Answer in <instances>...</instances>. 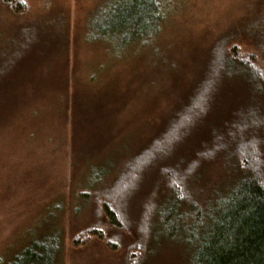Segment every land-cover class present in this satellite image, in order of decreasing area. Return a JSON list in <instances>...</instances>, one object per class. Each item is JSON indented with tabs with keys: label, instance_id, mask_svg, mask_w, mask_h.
I'll return each instance as SVG.
<instances>
[{
	"label": "rangeland",
	"instance_id": "obj_1",
	"mask_svg": "<svg viewBox=\"0 0 264 264\" xmlns=\"http://www.w3.org/2000/svg\"><path fill=\"white\" fill-rule=\"evenodd\" d=\"M22 2L21 14L0 3V68L10 70L0 90V264L35 243H60L57 264H192L194 239L208 226L193 237L138 227L156 168L106 196L121 226L105 217L102 196L195 85L207 56L235 48L264 57V0ZM242 80L221 91V122L248 104ZM223 170L204 165L201 181L229 183ZM143 240L144 254L132 251Z\"/></svg>",
	"mask_w": 264,
	"mask_h": 264
},
{
	"label": "trees",
	"instance_id": "obj_2",
	"mask_svg": "<svg viewBox=\"0 0 264 264\" xmlns=\"http://www.w3.org/2000/svg\"><path fill=\"white\" fill-rule=\"evenodd\" d=\"M0 3L14 14L23 13L22 0ZM221 52L205 58L189 93L104 190L102 211L112 226H121L106 196L119 193L121 185L130 188L146 180L156 168L151 195L156 198L160 191L161 197L143 207L138 227L144 225V234L153 223L171 234L189 229L192 237L208 226L194 239L192 264H264V57L239 54L235 48ZM7 63L0 68V90L10 73ZM235 78L248 83L252 96L221 122V91ZM257 95L261 103L254 100ZM200 133L206 136L199 145L190 144ZM218 161L229 183L210 187L201 181L202 169ZM141 242L132 251L143 255ZM58 246L30 244L12 264H57Z\"/></svg>",
	"mask_w": 264,
	"mask_h": 264
}]
</instances>
